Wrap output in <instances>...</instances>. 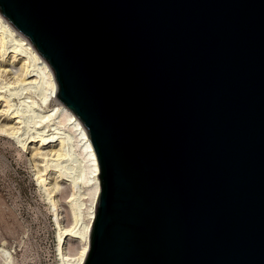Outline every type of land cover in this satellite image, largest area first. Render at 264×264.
<instances>
[{
	"label": "water",
	"instance_id": "water-1",
	"mask_svg": "<svg viewBox=\"0 0 264 264\" xmlns=\"http://www.w3.org/2000/svg\"><path fill=\"white\" fill-rule=\"evenodd\" d=\"M83 123V264H264V0H0Z\"/></svg>",
	"mask_w": 264,
	"mask_h": 264
},
{
	"label": "bare ground",
	"instance_id": "bare-ground-1",
	"mask_svg": "<svg viewBox=\"0 0 264 264\" xmlns=\"http://www.w3.org/2000/svg\"><path fill=\"white\" fill-rule=\"evenodd\" d=\"M57 91L48 62L0 12V134L33 163L53 216L57 260L83 264L100 192L99 164L85 126ZM0 264H18L5 239Z\"/></svg>",
	"mask_w": 264,
	"mask_h": 264
},
{
	"label": "rangeland",
	"instance_id": "rangeland-1",
	"mask_svg": "<svg viewBox=\"0 0 264 264\" xmlns=\"http://www.w3.org/2000/svg\"><path fill=\"white\" fill-rule=\"evenodd\" d=\"M33 169L17 144L0 134V242L13 246L18 264L55 259L53 216Z\"/></svg>",
	"mask_w": 264,
	"mask_h": 264
},
{
	"label": "built area",
	"instance_id": "built-area-1",
	"mask_svg": "<svg viewBox=\"0 0 264 264\" xmlns=\"http://www.w3.org/2000/svg\"><path fill=\"white\" fill-rule=\"evenodd\" d=\"M55 236H54V239H53V242H54V247H53V250H54V257L55 259L51 262H48L47 264H60L59 261L57 260V257H56V241H55Z\"/></svg>",
	"mask_w": 264,
	"mask_h": 264
}]
</instances>
